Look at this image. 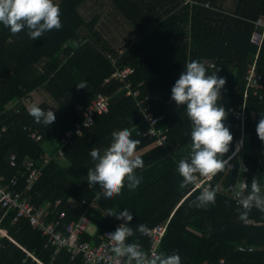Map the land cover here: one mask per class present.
Wrapping results in <instances>:
<instances>
[{"label": "trees", "instance_id": "trees-1", "mask_svg": "<svg viewBox=\"0 0 264 264\" xmlns=\"http://www.w3.org/2000/svg\"><path fill=\"white\" fill-rule=\"evenodd\" d=\"M87 1L60 0L62 28L46 32L36 41L29 38L27 29L14 36L0 24V175L4 182L17 175L15 188L23 190L27 177L24 159L40 161L43 151L56 146L64 132L81 120L80 109L101 91L110 96L108 110L94 116L92 125L75 136L62 158L41 169L28 192L31 202L53 211L55 216L64 211V228L83 212V200L93 201L87 216L96 233L83 232L82 241L96 243L97 234L113 229L118 220L107 215L109 209L128 208L133 216L128 226L134 232L128 243H141L143 251L150 242L137 230L138 225L153 226L169 219L159 252L178 253L181 264H264V213L253 208L246 221L240 220V206L231 191L240 173V162L249 170L248 192L257 177L264 188V162L260 167L257 163L259 155L264 157V141L256 133L264 115V90L261 99L250 93L246 100L247 113L253 110L259 117L246 121L242 154L230 161L232 170L216 175L210 182V189L217 190L216 203L206 209L193 206L201 188L191 191L192 185L180 187L183 178L177 170L178 162L190 151L192 126L186 106L177 108L171 99V89L188 62L199 60L207 74H212L207 62L220 65L222 70L217 76L226 80L220 103L229 113L224 123L234 137L232 152L240 136L234 127L235 109L243 101L245 72L257 51L250 36L254 21L264 16V0H209V7L202 5L206 0H109L114 13L136 32L120 48L98 30L99 8L87 19L82 15L80 9ZM83 25L87 36L80 30ZM106 53L113 55L114 63ZM125 66L134 68L129 80L133 89L139 90L140 99L148 97L145 104L154 114L163 115L160 124L168 131L162 146L142 135L147 124L136 99L126 96L114 80L103 85L116 69ZM257 71L264 83V38ZM81 82L87 87L78 89L76 85ZM34 91H43L51 101L37 105L54 111L56 119L50 126L36 123L21 102ZM16 100L14 107L6 108ZM125 128L132 132V139L141 141L137 154L145 167L137 170V175L143 177L142 182L135 191L125 185L122 195L114 199H97L100 186L88 185L86 177L95 164L90 151L98 148L103 154L112 142V132ZM32 132L40 133L41 139L32 138ZM11 154L15 155V166L10 165ZM56 200L60 204L53 210ZM13 217V211L0 209V230L6 233L0 232V264H37L27 252L42 264H81V256L71 259L64 248L55 252L54 247L45 246L46 237L26 219L13 221ZM238 245L253 250L241 252Z\"/></svg>", "mask_w": 264, "mask_h": 264}, {"label": "clouds", "instance_id": "clouds-1", "mask_svg": "<svg viewBox=\"0 0 264 264\" xmlns=\"http://www.w3.org/2000/svg\"><path fill=\"white\" fill-rule=\"evenodd\" d=\"M0 24L9 28L12 35H18L27 29L30 39L36 41L49 31L62 28L61 11L55 0H0ZM79 47V42H74ZM226 80L213 74H207L205 65L199 60H192L185 65V70L179 75L171 89V99L177 108L186 106V114L191 121V146L188 155L178 162V173L183 178L180 187L189 185L200 186L201 178H212L216 175L231 171L233 165L230 160L235 156L225 155L230 152L234 137L224 121L228 118V110L221 105V89ZM78 89L86 88V82L76 85ZM29 115L38 124L50 126L56 119L54 111L42 109L33 104L29 108ZM256 133L264 141V115L256 126ZM112 142L103 154L98 148H92L90 156L95 162L93 168L87 172L88 185H99L100 191L96 198L114 199L122 195L125 185L135 191L141 184L143 177L137 175V170H143L144 160L137 154V146L141 143L132 139V132L125 128L112 132ZM239 149L237 148V151ZM247 169L243 166L240 172ZM231 191L237 198L240 207L237 208L239 219L246 221L253 208L264 213V188L253 179L251 190L246 193L245 185H235ZM216 189L204 188L193 201L196 208H207L216 203ZM108 216L117 220H124L112 233L111 250L118 258H125L126 264H181L178 253L167 255L159 253L148 255L138 243H128V238L134 235L133 229L127 222L133 216L128 208L122 211L109 209ZM141 234L150 230L146 225H138Z\"/></svg>", "mask_w": 264, "mask_h": 264}, {"label": "built area", "instance_id": "built-area-1", "mask_svg": "<svg viewBox=\"0 0 264 264\" xmlns=\"http://www.w3.org/2000/svg\"><path fill=\"white\" fill-rule=\"evenodd\" d=\"M209 0H206L202 5L204 7H209ZM185 3H194V0H185ZM254 30L251 33L250 41L257 47V51L254 55L252 62L248 65L245 76H244V91H243V101L235 109V121L234 127L237 128L240 132L238 140L235 142L234 149L229 154H226L224 159H228L229 156H235L230 161H233L238 155L241 156L243 144H244V133H245V123L248 119L250 121H256L259 117L258 113L251 111L250 114L247 113L246 100L250 93L255 96L257 99L263 97L262 91L264 90V83L262 75L257 71V56L259 49L261 47L263 38H264V16L258 17L254 21ZM118 52H122L121 49ZM106 57L114 63V57L111 53H106ZM208 69L213 73L216 72V75H219L222 68L220 65L215 62H207ZM134 72V68L125 66L123 68L116 69L113 74L104 81L103 85L110 84L113 80L116 84H121V89L125 90L126 96H132L136 99L137 106L141 112L144 122L147 124L146 130L142 133L143 136H147L154 139V142L157 146L164 145L167 138L168 128L160 124L163 120V115H156L150 110V106L145 104L146 99H140L139 90L133 89L132 83L129 80V76ZM25 100H28V97L21 99L24 107L27 108ZM110 96L103 93L97 92L95 96L80 109L81 120L73 124V127L66 130L63 136L58 140L54 148H46L43 151L41 160L36 162L29 158H25L23 161V166L26 172V186L23 190H17L15 186L18 183V176L13 175L10 178L8 183L4 182L2 175H0V209L5 211L11 210L14 212L13 221L18 219H26L32 228L40 231L44 237H46L45 246H52L55 249V252H58L60 249H66L70 255L71 259L81 256V264H126L125 258H118L111 250L112 242L109 237V233H112L119 227L121 224L125 223L124 220H118L113 225V229H106L102 233L97 234V242L91 243L88 241H82L80 236L83 232H87V227L91 224L87 212L88 209L93 205V201L87 202L82 201V204L85 205L83 212L80 216L67 223L64 228H61V221L65 217V212L60 211L57 216H55L53 211H49L47 208L35 206L28 195L29 190L32 188L35 181L40 177L41 169L49 164L51 161H57L64 155V149L67 146H72L74 144L73 140L75 136L82 135L83 129L90 127L93 123V118L96 114L104 113L108 110ZM18 101H13L7 104L6 108H12ZM28 109V108H27ZM230 110H233L232 108ZM16 112H19V108L15 109ZM229 125V124H228ZM5 128L3 127L2 130ZM138 133V131H137ZM35 140L41 139V134L32 132L30 134ZM237 148L239 149L237 151ZM10 165H16L15 155L11 154L9 157ZM264 157L259 155L257 163L259 167L263 164ZM245 167L247 171L240 172L236 185L242 184L245 185L246 193L248 192V167L240 162V168ZM240 170V169H239ZM212 178H201L200 186L196 187L192 185L191 191L197 188L210 189V182ZM261 179L256 178V181L259 183ZM221 191V190H220ZM233 199L237 203V198H235L234 193L232 195ZM60 200L54 202L53 210L59 206ZM169 219L153 226H147L150 230L145 235L149 239V247L145 251L148 255L159 254L160 243L164 237L168 226ZM129 223V222H127ZM2 235H5V231L0 230ZM96 233V232H95ZM142 250L143 246L141 243H138ZM238 251H247L251 252L253 247H248L244 245H238ZM32 261H35L37 264H42L32 253L27 252ZM223 262V260H220Z\"/></svg>", "mask_w": 264, "mask_h": 264}, {"label": "rangeland", "instance_id": "rangeland-1", "mask_svg": "<svg viewBox=\"0 0 264 264\" xmlns=\"http://www.w3.org/2000/svg\"><path fill=\"white\" fill-rule=\"evenodd\" d=\"M59 1L55 0V3L57 4ZM229 1L231 2L232 0ZM110 6L109 0H90L81 7L80 11L87 19L99 8L101 16L97 26L98 30H100L103 37L113 44L114 47L120 48L124 43L130 41L136 35V32L133 31L131 26L123 18L116 15ZM80 30L84 36L88 35V30L84 25L81 26ZM44 100L51 102L43 91H34L28 95V100H25V103L29 109L33 104L38 105ZM87 232L94 234L96 227L90 224L87 227Z\"/></svg>", "mask_w": 264, "mask_h": 264}, {"label": "crops", "instance_id": "crops-1", "mask_svg": "<svg viewBox=\"0 0 264 264\" xmlns=\"http://www.w3.org/2000/svg\"><path fill=\"white\" fill-rule=\"evenodd\" d=\"M59 3H60V1H59ZM59 3H57V4L59 5Z\"/></svg>", "mask_w": 264, "mask_h": 264}]
</instances>
